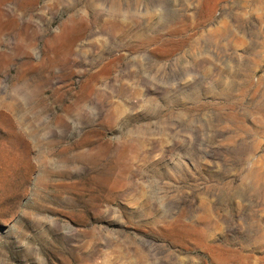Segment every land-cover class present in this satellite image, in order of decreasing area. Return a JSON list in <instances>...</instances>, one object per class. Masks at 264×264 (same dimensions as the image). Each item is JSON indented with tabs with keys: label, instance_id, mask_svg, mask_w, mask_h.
<instances>
[{
	"label": "rangeland",
	"instance_id": "1",
	"mask_svg": "<svg viewBox=\"0 0 264 264\" xmlns=\"http://www.w3.org/2000/svg\"><path fill=\"white\" fill-rule=\"evenodd\" d=\"M0 264H264V0H0Z\"/></svg>",
	"mask_w": 264,
	"mask_h": 264
},
{
	"label": "bare ground",
	"instance_id": "2",
	"mask_svg": "<svg viewBox=\"0 0 264 264\" xmlns=\"http://www.w3.org/2000/svg\"><path fill=\"white\" fill-rule=\"evenodd\" d=\"M17 139H18V141H20V144L22 143V139L18 136L17 137ZM32 139V138H31ZM30 140V139H29ZM34 142V141H33ZM25 143H27V142H25ZM34 144V143H33ZM26 145V144H25ZM27 152L26 153H28V155H29V152L31 151V148H32V146H31V143L28 141V143H27ZM38 148V147H37ZM23 151V150H22ZM28 166H29V164H28Z\"/></svg>",
	"mask_w": 264,
	"mask_h": 264
}]
</instances>
